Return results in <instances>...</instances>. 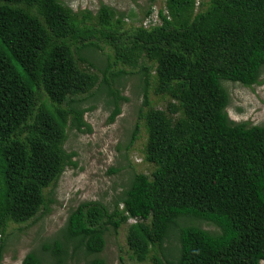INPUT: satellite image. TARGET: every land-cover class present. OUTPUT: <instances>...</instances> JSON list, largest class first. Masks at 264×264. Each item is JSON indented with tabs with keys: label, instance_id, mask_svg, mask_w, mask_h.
I'll return each mask as SVG.
<instances>
[{
	"label": "trees",
	"instance_id": "obj_1",
	"mask_svg": "<svg viewBox=\"0 0 264 264\" xmlns=\"http://www.w3.org/2000/svg\"><path fill=\"white\" fill-rule=\"evenodd\" d=\"M155 1L139 13L99 1L86 23L63 0H0V264L9 223L47 213L77 165L65 142L92 130L84 113L99 101L107 121L120 113L128 72L142 103L124 158L143 128L150 171L110 166L127 175L108 199L72 205L21 264H107L121 227L129 257L150 264L264 260V124L232 119L224 85L264 81V0H164L145 26Z\"/></svg>",
	"mask_w": 264,
	"mask_h": 264
},
{
	"label": "rangeland",
	"instance_id": "obj_2",
	"mask_svg": "<svg viewBox=\"0 0 264 264\" xmlns=\"http://www.w3.org/2000/svg\"><path fill=\"white\" fill-rule=\"evenodd\" d=\"M99 1L119 9L134 7L139 13L140 9L136 3L143 5L145 0H63L74 10L85 9L80 16L86 23L96 22L93 14L99 10ZM155 2L152 13L142 22L145 26L159 22L156 12L158 7L163 5L164 0ZM126 70L129 71V68L126 67ZM261 78H264V71ZM123 79L125 81L123 93L129 99L122 102L120 113L112 122L107 121L110 110L102 101H99L95 108L84 113V119L90 123L92 130L78 134L70 132L65 142L67 150L77 152L73 157L77 165L67 167L62 172L54 190L56 201L52 203L47 213L28 225L9 223L7 228L9 236L1 264H21L26 252L32 248H39L46 237L49 238L63 225L72 205L75 206L77 202L87 199L107 200L106 191L111 193L112 182H120L127 175L125 169L116 173L107 172L110 166L127 164L125 168H130L132 165L136 171L146 173L150 171V165L142 160L140 151L145 139L143 128L140 129V137L135 139L124 158L123 145L128 142V131L136 121L137 109L142 103V94L133 86V82L136 81L133 74L128 72ZM224 85L230 95L227 111L232 119L264 124V81L252 87L230 81L224 82ZM148 97L155 99L153 94H149ZM156 105L161 106V100H158ZM118 142L122 145L119 148H117ZM124 232L125 229L121 227L116 234L112 232L107 234L106 245L101 252L107 264H150L147 260L139 261L129 257L125 251ZM261 264H264V260Z\"/></svg>",
	"mask_w": 264,
	"mask_h": 264
},
{
	"label": "clouds",
	"instance_id": "obj_3",
	"mask_svg": "<svg viewBox=\"0 0 264 264\" xmlns=\"http://www.w3.org/2000/svg\"><path fill=\"white\" fill-rule=\"evenodd\" d=\"M196 2L198 3V0H196ZM197 3H196V4H197ZM0 235H1V230H0ZM261 262H262V261H261Z\"/></svg>",
	"mask_w": 264,
	"mask_h": 264
}]
</instances>
